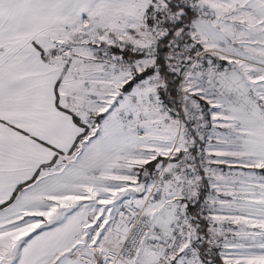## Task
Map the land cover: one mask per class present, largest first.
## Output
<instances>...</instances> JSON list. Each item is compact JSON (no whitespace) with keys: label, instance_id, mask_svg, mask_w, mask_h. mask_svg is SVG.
Returning <instances> with one entry per match:
<instances>
[{"label":"snow or ice","instance_id":"6c2138e0","mask_svg":"<svg viewBox=\"0 0 264 264\" xmlns=\"http://www.w3.org/2000/svg\"><path fill=\"white\" fill-rule=\"evenodd\" d=\"M0 264H264V0H0Z\"/></svg>","mask_w":264,"mask_h":264}]
</instances>
